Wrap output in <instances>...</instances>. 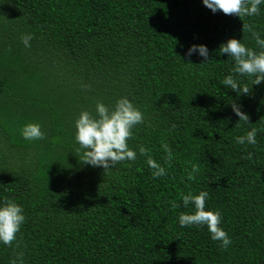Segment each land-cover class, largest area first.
Here are the masks:
<instances>
[{"label": "trees", "instance_id": "1", "mask_svg": "<svg viewBox=\"0 0 264 264\" xmlns=\"http://www.w3.org/2000/svg\"><path fill=\"white\" fill-rule=\"evenodd\" d=\"M244 23L264 35V5L242 19L203 0H0V202L26 216L12 245L0 244V264L21 253L22 264H264V81L219 53L233 37L260 50ZM193 44L207 45L210 62L187 55ZM227 75L249 93L224 86ZM125 96L145 118L128 141L137 159L84 164L75 120ZM32 122L43 139L21 135ZM253 127L257 143L237 144ZM140 145L166 175L152 177ZM201 190L222 214L227 249L206 225L179 224L194 211L181 194Z\"/></svg>", "mask_w": 264, "mask_h": 264}, {"label": "clouds", "instance_id": "2", "mask_svg": "<svg viewBox=\"0 0 264 264\" xmlns=\"http://www.w3.org/2000/svg\"><path fill=\"white\" fill-rule=\"evenodd\" d=\"M203 4L214 13L222 11L224 14H235L243 19L259 15L264 0H203ZM245 30L251 34L257 48L260 49L259 51L249 47L242 42V39L233 37L221 44L219 53L227 54L233 59L232 72L241 76L254 77L253 85H258L264 81V35L252 24L244 23L243 31ZM31 40L32 34L30 33L21 37V42L25 47L31 46ZM193 54H198L208 61L209 49L206 44H193L188 49L187 55L190 57ZM221 83L230 87L237 95L249 93L248 87L238 82L233 75L225 76ZM232 108L239 117V121L251 123L248 114L237 103H232ZM144 119L143 112L126 96L118 98L114 106L98 101L95 106V115L87 110L81 111L75 120V141L79 145L77 152L80 153V161L93 167H103L105 171L119 162H134L137 159V151L129 146L128 141L134 135L135 126L143 124ZM21 135L25 140L31 141L43 139L45 133L40 124L32 122L23 126ZM256 135L257 129L253 127L245 135L237 136L236 143L255 145L257 143ZM163 148L167 153L165 161L170 162L173 158L171 148L167 144H164ZM138 150L140 155L147 157L146 162L153 170L151 173L153 178L167 174L165 167L149 155V148L140 145ZM196 171H198V166L193 165L192 172L187 177L189 181L194 178ZM181 195L183 205L186 208L191 205L194 211L179 214L180 226L206 225L211 239L220 241L221 247L227 249L231 244V238L221 226V212L218 209L213 210L206 207L208 192L201 190L198 194H193L189 191L187 194L182 193ZM172 207L176 208L178 205L173 203ZM25 219L22 205L13 200L0 202V244L11 246L17 239V234ZM19 260L22 264V253L19 254ZM13 264H17V261L14 260Z\"/></svg>", "mask_w": 264, "mask_h": 264}]
</instances>
